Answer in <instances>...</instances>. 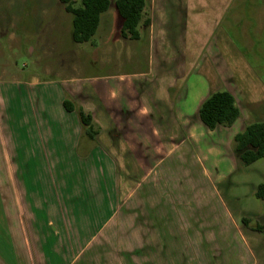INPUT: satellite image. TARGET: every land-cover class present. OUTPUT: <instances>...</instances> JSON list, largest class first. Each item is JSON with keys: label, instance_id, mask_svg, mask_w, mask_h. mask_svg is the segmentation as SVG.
I'll use <instances>...</instances> for the list:
<instances>
[{"label": "rangeland", "instance_id": "374dc122", "mask_svg": "<svg viewBox=\"0 0 264 264\" xmlns=\"http://www.w3.org/2000/svg\"><path fill=\"white\" fill-rule=\"evenodd\" d=\"M218 1L211 6L210 0H201L200 10L189 18L185 76L179 83L186 86L184 104L190 108L210 93L227 90L240 117L231 127L213 131L201 122L187 126L192 138L167 156L149 150L143 157L147 169L129 171L130 183L120 193L144 197L150 189L154 199L167 202L163 209L174 234L171 240L183 244L169 249H243L247 244L258 264H264V200L255 196L257 186L264 183V157L243 166L233 147L234 135L245 125L264 122V0ZM71 2L77 7L81 0ZM65 5L62 0H0V98L6 107L0 110L1 120L9 115L16 122L22 108L27 114L29 106L50 104L49 89H59L65 82L85 84L97 77L111 85L113 76H124L150 88L161 81L162 72L174 70L151 55L148 28L140 29V40L120 36L121 20L113 5L102 14L91 42L73 43L72 16ZM150 6L147 0L145 17ZM194 67L198 72L191 71ZM176 89L171 95L178 98L181 89ZM65 98L72 101L67 92ZM32 113L35 116L36 110ZM81 129V137L88 139ZM156 129L163 136L167 128ZM124 172L119 170L123 178ZM87 176L83 182L88 187L100 186L98 172ZM101 179L102 185L110 182L106 175ZM125 181L112 184L115 202ZM121 209L128 213L127 205ZM129 226L128 220L111 221L95 237L93 226L80 231L79 237L68 232V249H128ZM213 235L219 243L212 242Z\"/></svg>", "mask_w": 264, "mask_h": 264}, {"label": "crops", "instance_id": "0c3cea01", "mask_svg": "<svg viewBox=\"0 0 264 264\" xmlns=\"http://www.w3.org/2000/svg\"><path fill=\"white\" fill-rule=\"evenodd\" d=\"M210 2L217 6L220 1ZM201 5V0H151L146 15L150 52L158 63L174 69L164 70L154 86H139L124 76H113L111 85L97 77L85 84L65 82L49 89L50 104L29 106L27 114L22 108L16 122L9 115L0 118V264H258L247 244L243 249H169L183 244L171 240L174 234L163 209L167 202L154 199L150 189L144 197L120 193L130 183L129 171L147 169L146 152L154 149L167 156L192 138L187 126H200L198 108L208 95L190 108L179 79L185 76L189 18ZM175 89H181L178 98L171 95ZM64 92L91 114L99 128L95 145L81 137L76 113L64 110ZM1 108H6L2 98ZM138 126L143 128L133 129ZM156 126L167 128L163 136ZM123 168L124 178L119 173ZM97 172L100 186L88 187L84 174L90 178ZM102 175L110 178L108 185H102ZM116 180H126L116 194L118 202L111 190ZM123 220L131 223L128 249H68V232L79 237L93 226L95 237L109 222ZM212 242L220 241L213 235Z\"/></svg>", "mask_w": 264, "mask_h": 264}, {"label": "trees", "instance_id": "16d2710c", "mask_svg": "<svg viewBox=\"0 0 264 264\" xmlns=\"http://www.w3.org/2000/svg\"><path fill=\"white\" fill-rule=\"evenodd\" d=\"M65 11L72 16L71 40L75 44L91 42L97 32L102 14L113 5L121 20L120 36L123 39L139 40L140 29H147L150 19L145 17L147 0H81L73 6L71 0H62ZM66 112H75L83 134L94 144L99 128L90 113L68 98L62 102ZM240 109L234 96L227 90L210 93L198 108V118L209 131L218 127H231L240 117ZM234 153L243 166L251 165L264 157V122H253L244 126L233 137ZM256 198L264 200V183L259 184ZM246 223L245 221H243Z\"/></svg>", "mask_w": 264, "mask_h": 264}]
</instances>
